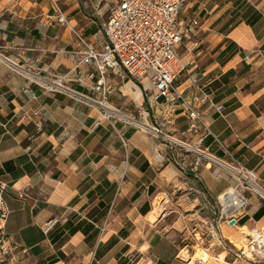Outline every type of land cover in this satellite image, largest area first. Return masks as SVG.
<instances>
[{
    "label": "crops",
    "instance_id": "1",
    "mask_svg": "<svg viewBox=\"0 0 264 264\" xmlns=\"http://www.w3.org/2000/svg\"><path fill=\"white\" fill-rule=\"evenodd\" d=\"M117 1L58 0L66 19L59 23L53 0H0V181L6 184L12 254L0 263L208 264L200 251L191 259L204 261L182 259L191 244L173 235L180 218H170L176 211L171 203L165 200L164 212L150 219L158 197L170 199L177 186L191 208L210 211L201 226L212 232L218 224L220 237L210 243L215 264H264L230 252L226 245L234 247L237 240L223 234L264 227V0L185 2L179 15L185 68L176 87L188 97L193 80L203 86V125L188 131L180 106L166 112L151 102L153 120L143 119L159 126L156 135L135 120L148 113L142 105L151 87L147 80L139 86L122 72L106 74L108 99L122 113L109 119L81 96L90 95L95 69L71 55V29L101 46V25ZM57 80L62 89L44 90ZM213 105H223L224 113ZM167 136L186 137L202 159L221 166L201 162L195 170V153H183L178 159L187 170L180 176ZM237 162L255 173L263 192L236 187L238 175L227 166ZM235 187L247 205L232 214L235 223L229 226L228 217L216 211L220 198L224 212L233 211L234 201L239 203ZM191 190L193 196H186ZM200 191L207 198L202 203ZM51 219L45 234L42 226Z\"/></svg>",
    "mask_w": 264,
    "mask_h": 264
},
{
    "label": "built area",
    "instance_id": "2",
    "mask_svg": "<svg viewBox=\"0 0 264 264\" xmlns=\"http://www.w3.org/2000/svg\"><path fill=\"white\" fill-rule=\"evenodd\" d=\"M186 1L118 0L111 7L107 19L101 25L104 37L101 46L88 41L78 30L72 29L76 45L71 50V54L78 59L79 64L95 66V72L90 74L93 80L90 95L81 96L97 106L100 118L109 119L119 116L118 109L108 99L109 90L105 84V74L112 71L122 72L139 81L144 79L149 81L152 91L150 99L178 104L183 112L187 113L188 131L203 125L200 107L208 100V94L203 86L193 80L195 91L187 97L184 91H178L173 85L176 77L185 68L177 47L183 37L179 15ZM53 12L58 22L66 23L59 3L54 2ZM62 88L60 80H57L48 83L44 90L53 92ZM22 91L33 95L28 87H24ZM213 107L220 114L225 111L223 105H213ZM36 125L40 129L41 121L38 120ZM155 129L158 131L157 128ZM204 129L206 131V125ZM197 166L198 161H195L193 169L196 170ZM232 168L242 175V178L237 177L236 186H240L243 190H248L251 185L245 180L246 176L254 175L257 180L252 170L241 167L238 162ZM5 188L6 184L0 181V251L3 254H7L11 247L5 231L9 216V208L4 197ZM233 196L238 198L239 203L234 201L233 211L229 214L224 212V202L221 200L222 215L228 217V223L232 218L235 219L232 216L235 211L247 205L246 197L236 188ZM53 225L54 219L45 222L42 226L43 232L48 233ZM258 249L259 251L255 254L263 260L264 246ZM239 254L247 256L244 248Z\"/></svg>",
    "mask_w": 264,
    "mask_h": 264
},
{
    "label": "rangeland",
    "instance_id": "3",
    "mask_svg": "<svg viewBox=\"0 0 264 264\" xmlns=\"http://www.w3.org/2000/svg\"><path fill=\"white\" fill-rule=\"evenodd\" d=\"M54 2L58 3V0H53V10H54ZM54 18H55V16H54ZM72 29H74V28H72ZM72 29H71V31H72ZM103 39H104V37H103ZM182 41H183V38H182L180 44L177 47V51H178V54H179L180 57H181L182 52H183ZM72 56L75 57L74 55H72ZM76 60H77V64H79L77 58H76ZM80 64H82V63H80ZM94 69H95V66H94ZM183 71H181L178 76H181ZM106 74H105V76H106ZM124 75H126V74H124ZM178 76L176 78H178ZM129 78L132 79L133 81H135V83L140 86V82H142V80L139 81L138 79H134L132 77H129ZM179 81H180L179 79H175L173 85L176 87ZM150 85H151V83H150ZM146 89L148 90L147 91V95L148 96H145V100L142 102V105H143L144 108L147 107L148 111L146 110V112H148L149 114L148 113L146 115L139 114L137 116V118L135 119L136 121L142 122L144 124H147L145 122V119H143V118H146L147 120H149V119L153 120L152 114L155 113V110L153 111V113L151 112L152 110H150V107H152V103H153V108L156 106V107H159L160 110H165L166 112L167 111H171V112L172 111L173 112L177 111L176 106H179L178 104L164 102L163 100H160V99L157 100V101H154V100L150 99V96L152 94L151 93L152 91L150 90L151 88L149 89V88L146 87ZM173 109H176V110H173ZM181 110H182V108H181ZM185 115H186V118H187V126H188L189 120H188V117H187V113H185ZM140 117H141V119H140ZM138 127L140 128L141 126L138 124ZM145 127L149 128L150 132L153 135L160 134V131H156V129H155V128H157V130H159V126H157L155 124L152 125L151 121H148V124H147V126L145 125ZM165 138L170 142V144L172 145L173 149L175 150V159H176V161H172V163H173V165H175L178 168V170H179L178 173H179L180 176L185 175L186 174L185 171L187 170V168L178 159L179 155L183 154V153H188V154L195 153V155L192 156V159H193V163L195 161H198V167H199L201 162H206V163H209V165H215L216 167H220L221 166V165L219 166V164L217 162L213 161V160L211 162L207 158L206 159H202L201 155L203 153H202L201 149L199 147H197V146H194V144H190V141L186 137H183L181 139L180 138H175V139H177L178 142L172 140L171 136H167ZM227 167L229 168V170H232V172L235 173V169H233L232 167H229V166H227ZM255 181L257 182V180H255ZM257 184H258V182H257ZM236 185H237V181H236ZM176 187L177 186H172L171 187V189H170V192H171L170 199H166V197L164 198L163 196H159L158 197L157 201L155 202L154 211L150 215V219H155L158 214L160 216L161 213L164 212V208L165 207H164L163 203H164L165 200H167L168 203H171V208L176 210L173 214L170 215V218L173 219L174 216H177L178 218H180V221L178 223H176V225L173 228L174 237L176 239H178V241L180 243L182 242L181 244H184V243L191 244L190 246H188L189 248L186 247L181 252L182 259L185 260V261H188V262L192 261V263L195 260H198V259L204 261L205 258H197V259L193 258V259H191V254L193 252L200 251L204 255H206V254L208 255V258L206 260V262L208 264H215L216 260L213 257L214 254H213V250H212V248L214 249V246L210 247L211 246L210 243L213 242V241L215 243V241H218L217 237H220L219 236L220 233H219V230H218V224L217 223H214V224L212 223L214 225V229H211V230H213L212 232L210 230H208L205 226H201L202 224H204V220H202V218L204 216H208L210 211L208 210V208H206L204 206L202 208H200V209H197L195 211L193 208H191L192 205L190 204L188 198L182 197L183 191H181L180 189L178 190ZM236 187H238V186H236ZM239 188H240V186H239ZM246 191L257 192V191H255V189L253 187H251V185L249 186V189L246 190ZM188 192H191V194L189 193L186 196H188V197L193 196L192 193H194V191L191 190V191H188ZM198 195H199V199H200L201 203H202V201H205L207 199L202 191H200V194L198 193ZM219 200L221 201L222 199L220 198ZM221 209L216 211L217 212L216 214H218L219 217L223 216ZM216 214L212 213V217L215 218ZM229 226H232V225H229ZM257 227H258V229H260V230H262L264 232V227L262 228L260 224ZM223 234L225 236L229 237L230 239H232V237H234L237 240V241L235 240L236 242H234L235 243L234 247H232L230 245H226V248H228V250L230 252L233 251V253H240L242 251V249L244 248L245 254H247V256H245L244 254H242V255L244 257H246L249 261H251L253 263L254 262L257 263L256 261L258 259H260V258H258L257 254H255V253H256V251L257 252L259 251V249H258L259 247H257V244H255L254 242L251 243V244L247 243V241L249 242L251 240L249 236H247L245 233H243L237 227L228 230V232H225V230H224ZM221 243H222V241L220 243L218 242L219 245H222ZM244 243H245V245H244ZM250 246L251 247L253 246L252 249H250ZM11 257H12L11 250L7 254H3L0 251V262H1V260L3 262H6ZM222 257H223V255H221V257H220L221 261H222Z\"/></svg>",
    "mask_w": 264,
    "mask_h": 264
},
{
    "label": "bare ground",
    "instance_id": "4",
    "mask_svg": "<svg viewBox=\"0 0 264 264\" xmlns=\"http://www.w3.org/2000/svg\"><path fill=\"white\" fill-rule=\"evenodd\" d=\"M119 116L122 115V113H118ZM235 173L242 178V175L240 174V172L238 170L235 169ZM245 180L251 184V186L255 189V191H259V192H263V189L257 184V182L255 181V176H246ZM264 193V192H263ZM232 225V224H230ZM236 225V224H235ZM240 230L245 233L247 236L250 237V241L247 243L251 244V243H255L257 244V247H262L264 246V232L258 229H246V228H240ZM245 245V243H244ZM253 247V246H252ZM252 247L250 246V249H252ZM255 248V247H254ZM257 252V251H256Z\"/></svg>",
    "mask_w": 264,
    "mask_h": 264
},
{
    "label": "water",
    "instance_id": "5",
    "mask_svg": "<svg viewBox=\"0 0 264 264\" xmlns=\"http://www.w3.org/2000/svg\"><path fill=\"white\" fill-rule=\"evenodd\" d=\"M235 223V219L234 218H232L230 221H229V224H234Z\"/></svg>",
    "mask_w": 264,
    "mask_h": 264
}]
</instances>
